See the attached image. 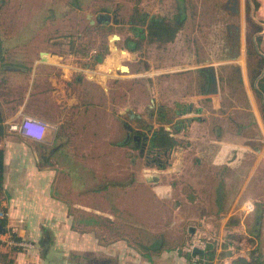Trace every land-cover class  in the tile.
Masks as SVG:
<instances>
[{"label": "crops", "instance_id": "obj_1", "mask_svg": "<svg viewBox=\"0 0 264 264\" xmlns=\"http://www.w3.org/2000/svg\"><path fill=\"white\" fill-rule=\"evenodd\" d=\"M257 1L259 7L253 11V18L262 26L256 37L262 36L260 49L264 55V0ZM186 20L187 16L172 42L176 43ZM230 40L228 43H232ZM42 52L29 64L28 84L32 89L11 107L1 106L4 128L0 132V148L5 151L0 208L8 211L6 226L14 235L33 242L35 247L10 248L1 243L0 264H198L203 261L202 254L186 249L195 232L208 237L206 250H216L212 264H235L239 257L251 261L256 248L264 254V198L254 199L248 193L264 159V112L257 105L246 64L238 62L236 69L248 94L252 118L258 124L255 136L250 135L249 124L245 128L225 124L231 118L223 113L224 99L216 86L214 65H195L205 79L198 93H185L183 84L169 80L166 87L170 94L174 87L182 88L179 96L176 90L169 98L172 103L167 107L159 102L157 82L149 117L132 108L124 109L136 120L128 122L134 128L132 133L142 131V126L149 130L148 144L161 124L180 142L165 155V166L138 169L134 161L133 170L128 146L133 140L127 141L128 129L124 124L125 137L118 140L113 123L109 120L105 124L95 116L93 96L76 90L65 95L63 86L49 76L48 81L60 91L44 100L39 90L46 82L47 70L56 68L58 62L51 53ZM241 55L232 58L236 62ZM116 64L120 70V66L131 69ZM13 67L15 84L20 78L16 76L24 75L25 79L26 74L22 68ZM188 69L170 68L157 74ZM71 81L68 77L67 82ZM77 82L80 86L81 78ZM32 99L36 100L34 106ZM24 115L46 120L55 127L54 133L51 135L48 129L39 141L11 131L9 124L20 122ZM163 118L166 121L160 123ZM255 140L262 144H255ZM133 145L137 148L136 143ZM156 176L158 180L151 181ZM181 181L187 188L178 190ZM137 185L138 191L133 190ZM249 201L255 204L253 211L245 209ZM260 206L262 222L257 216Z\"/></svg>", "mask_w": 264, "mask_h": 264}, {"label": "rangeland", "instance_id": "obj_2", "mask_svg": "<svg viewBox=\"0 0 264 264\" xmlns=\"http://www.w3.org/2000/svg\"><path fill=\"white\" fill-rule=\"evenodd\" d=\"M1 3L0 106L9 104L7 108L11 107L13 102L24 97L25 91L32 89L28 84L31 73L29 64L38 59L40 51H46L57 58L58 65L47 70V76L44 77L46 82L39 90L44 100L52 99L54 92L60 91L59 86L55 87L48 81L49 76L63 86L65 95L76 93V90L79 94L93 96L96 100L92 104L95 116H99L105 124L110 120L112 128L118 131V140H123L127 131L125 122H136L130 112L124 109L132 108L149 117L155 83L158 82L160 86L159 102L168 107L172 103L169 98L174 97L176 90L179 96L182 87H174L175 91L170 94L166 87L167 81L178 80L179 84H183V92L198 93L205 79L194 66L214 65L218 73L216 86L222 90L224 99L223 113L231 118V122L228 118L226 121L224 119L225 124H237L240 128L249 124L250 135L255 136L257 133L258 124L252 118L248 94L240 80L241 73L236 69L238 62L246 64L252 78L258 65L257 51L261 52V46L252 44L257 35L255 31L260 26L253 18V11H256L254 0H2ZM136 8L159 17H173L179 8L185 10L187 20L176 43L145 44L147 46L143 45L135 52L128 50L126 40L136 37L131 23ZM106 14L112 17L116 15V20L107 26L97 22L98 16ZM114 35L120 39H114ZM230 37L232 43L236 38L234 46L228 43ZM105 46L107 53L98 61L96 56L103 53ZM31 51L32 54L29 53ZM240 52L242 58L239 57L235 62L232 57ZM45 57L47 61L50 60L48 54ZM116 62L131 69L120 66V70ZM13 66L22 68L26 74L25 79L22 78L24 75L16 76V79L20 78L19 81L15 80V84L12 83ZM183 67L190 69L157 74L160 70ZM68 77L72 80L69 83ZM79 78L81 85L77 86ZM71 87L72 91L69 92ZM255 95L263 113V102L256 92ZM31 102V106H34L36 100L32 99ZM153 108L155 110L156 106ZM140 128L143 129L141 132L150 136L147 128ZM54 131L55 128H52L51 135ZM254 143L262 144L258 140ZM133 144L135 142L130 141L128 145L133 170L134 161L138 169H145L149 165L153 170H158L161 164H166L167 156L151 150L150 144L144 155H141L140 146L135 148ZM184 187L187 188L181 181L178 190ZM133 190L138 191V185ZM248 193L254 199L264 198V159ZM255 201L258 206L262 205L260 201Z\"/></svg>", "mask_w": 264, "mask_h": 264}, {"label": "trees", "instance_id": "obj_3", "mask_svg": "<svg viewBox=\"0 0 264 264\" xmlns=\"http://www.w3.org/2000/svg\"><path fill=\"white\" fill-rule=\"evenodd\" d=\"M2 0H0L1 3ZM2 4V3H1ZM255 9L259 7V3L257 0H254ZM249 6V5H248ZM186 14L185 10L179 8L178 13H176L173 17H159L150 15L149 13L142 12L139 8L135 9L133 17L131 18V23L133 24V32L136 37L128 38L126 40L125 46L128 50L135 52L140 49V47L145 44H159L165 45L175 40L177 33L183 27L185 22ZM262 31V26H258L256 29V33ZM262 36L259 35L256 37L255 41L252 42L253 45L256 46L261 45ZM147 46V45H145ZM107 53V46H105V50L101 55H97L96 59L102 60L104 55ZM258 55V65L255 73L252 76V84L254 89L262 100L264 104V55L257 51ZM205 72H209L205 70ZM3 113L0 106V132L3 130ZM166 118L161 119L160 123H164ZM152 126L150 125L149 128ZM142 134L145 135L144 132ZM179 141L171 135V131L167 130L166 127L161 124L157 127L153 135L150 139V149L154 150L157 154L165 156L169 154L174 148L179 145ZM165 166V165H164ZM4 172H5V151L0 148V197L3 192V181H4ZM262 207L260 206V210H258V221L262 222L263 212ZM234 222H237L236 220ZM0 223L3 226H6V220L1 219ZM17 237L16 235H14ZM257 237H260L258 234ZM18 238V237H17ZM191 242V241H190ZM188 243V245L190 244ZM216 255L215 249L206 250L201 257L203 261L198 262V264H212V261ZM251 261H248L245 258H238L235 264H264V254L262 253L260 248H256L251 253ZM9 264H13L11 261Z\"/></svg>", "mask_w": 264, "mask_h": 264}, {"label": "built area", "instance_id": "obj_4", "mask_svg": "<svg viewBox=\"0 0 264 264\" xmlns=\"http://www.w3.org/2000/svg\"><path fill=\"white\" fill-rule=\"evenodd\" d=\"M52 128L55 127L46 120L31 115H24L20 122H14L9 124V129L11 131L18 132L25 138H30L39 141L43 140L46 136L47 130ZM245 209L246 211H253L255 209L254 202H247ZM8 215L9 213L5 208H0V220L6 219ZM4 228V233L0 232V244L5 243L10 248L21 249H31L35 247V244L33 242L15 237L14 231L9 229L7 226H5ZM207 247L208 237L203 235L201 232H195L190 244L186 246V249L191 252L195 248L206 250Z\"/></svg>", "mask_w": 264, "mask_h": 264}, {"label": "water", "instance_id": "obj_5", "mask_svg": "<svg viewBox=\"0 0 264 264\" xmlns=\"http://www.w3.org/2000/svg\"><path fill=\"white\" fill-rule=\"evenodd\" d=\"M92 22H94V20H92ZM113 38L114 39H120V37L118 35H114ZM44 53H46V52H42V55ZM132 116H133V114H132ZM125 126L128 129V131H129L128 132V136H127V141H128L130 139V134L134 130V128L128 122L125 123ZM149 138H150V136H148L147 134L143 135L142 132H141V130H139V129L136 131V133L133 136L134 141H136L137 144H138V146H140L141 155H144V152L147 149V145H148ZM158 178L159 177L156 176V177L152 178L151 181H157ZM4 231H5V228H4L3 224H0V232L1 233H4ZM194 252L195 253H201V254H203L204 253V250L195 248L194 249Z\"/></svg>", "mask_w": 264, "mask_h": 264}, {"label": "flooded vegetation", "instance_id": "obj_6", "mask_svg": "<svg viewBox=\"0 0 264 264\" xmlns=\"http://www.w3.org/2000/svg\"><path fill=\"white\" fill-rule=\"evenodd\" d=\"M114 19L116 20V15L112 17L110 14H106V15L98 16L97 22L100 23V24H102V25H106L107 26V24H109ZM235 42H236V38L233 40V45H235ZM135 133H136V131L133 132V133L131 132V134H130V139L133 140V141H134L133 136H134ZM134 142L138 146L137 142L136 141H134Z\"/></svg>", "mask_w": 264, "mask_h": 264}]
</instances>
